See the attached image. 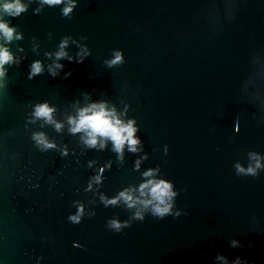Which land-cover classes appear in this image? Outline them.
I'll return each instance as SVG.
<instances>
[{
  "label": "water",
  "instance_id": "water-1",
  "mask_svg": "<svg viewBox=\"0 0 264 264\" xmlns=\"http://www.w3.org/2000/svg\"><path fill=\"white\" fill-rule=\"evenodd\" d=\"M15 2L0 0V264H264V0ZM100 106L134 148L71 130ZM149 180L171 185L162 217Z\"/></svg>",
  "mask_w": 264,
  "mask_h": 264
},
{
  "label": "clouds",
  "instance_id": "clouds-1",
  "mask_svg": "<svg viewBox=\"0 0 264 264\" xmlns=\"http://www.w3.org/2000/svg\"><path fill=\"white\" fill-rule=\"evenodd\" d=\"M49 4H58L61 0H46ZM6 10L12 11L14 10L15 14L20 13L24 10V6L19 3V0H16L15 3H8L4 5ZM71 11V5L64 8V13L67 14ZM0 32L4 34V36L8 39L12 37V29L9 28L4 22L0 21ZM63 53H57V56H62ZM12 60L11 54L8 52L6 48L0 47V75H3V65ZM121 56L119 52L116 53L115 58L111 63L120 62ZM41 71V67L39 62H34L32 65V73H39ZM67 75V74H66ZM52 109H50L47 104L37 105L35 109V115L37 117L44 118L47 122H52ZM74 126L71 129L73 132L84 131L88 135V139L86 143L89 145L96 144V138L99 137H107L113 141L114 147L117 151H120L124 143L127 141L130 147L134 148V145L137 143V140L133 138V133L135 129L132 127V123L129 122L127 125L121 124V122L115 119L110 112L105 110L103 106L93 107L91 109H83L81 110L79 116L75 120H70ZM59 128V125H57ZM34 139L38 144H42L45 147H51L52 145L45 139L42 133L34 134ZM237 171L239 172H247L253 176L256 175V169L260 168L261 165L259 161H256L255 168L248 167L246 170L241 168L240 165H237ZM149 173H145L148 175ZM151 185L149 191L151 197L157 201L158 203L154 206V213L159 216H164L170 210V205L166 203V198H170L173 193H171L170 188L171 185L164 182H153L151 180L147 181L145 184L141 185V190L143 194V189L149 187ZM120 196L128 202L129 207H131L135 201L132 199L131 195L121 192ZM115 199L110 201V203H115ZM144 204L150 203V201H144ZM83 214V209L81 206L77 207V214L70 215L68 219L73 223H79L80 217ZM136 216L139 217L140 213H136ZM108 227L113 228L117 231L120 230L122 226H127V222L125 221L123 224L117 219H111L107 222Z\"/></svg>",
  "mask_w": 264,
  "mask_h": 264
}]
</instances>
